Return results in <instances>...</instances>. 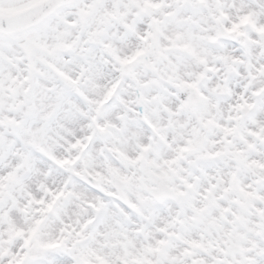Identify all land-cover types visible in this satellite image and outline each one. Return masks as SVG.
I'll list each match as a JSON object with an SVG mask.
<instances>
[{
    "label": "snow or ice",
    "instance_id": "obj_1",
    "mask_svg": "<svg viewBox=\"0 0 264 264\" xmlns=\"http://www.w3.org/2000/svg\"><path fill=\"white\" fill-rule=\"evenodd\" d=\"M0 264H264V0H0Z\"/></svg>",
    "mask_w": 264,
    "mask_h": 264
},
{
    "label": "clouds",
    "instance_id": "obj_2",
    "mask_svg": "<svg viewBox=\"0 0 264 264\" xmlns=\"http://www.w3.org/2000/svg\"><path fill=\"white\" fill-rule=\"evenodd\" d=\"M43 17L41 16L40 19ZM40 19L33 21V27H37L40 23ZM97 63H99V54H96ZM105 68L109 70L112 73L116 72V69L111 64L105 65ZM72 76L74 79H80L81 73L76 69H71ZM112 79L115 78V76L111 77ZM91 81V82H89ZM111 80L109 77L103 76V75H93V76H85L84 79L80 80L79 87L84 90V94L89 98L92 103L90 105H87L85 107V110H87L88 107L95 110L97 107H104V96L106 93V88L109 86ZM127 86H125V89ZM132 97L125 93V100H131ZM62 120L63 114L61 113L58 117ZM55 125H53V132H55Z\"/></svg>",
    "mask_w": 264,
    "mask_h": 264
}]
</instances>
